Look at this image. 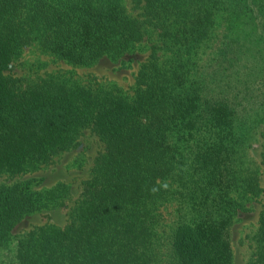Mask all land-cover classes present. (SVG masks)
<instances>
[{
    "label": "trees",
    "instance_id": "16d2710c",
    "mask_svg": "<svg viewBox=\"0 0 264 264\" xmlns=\"http://www.w3.org/2000/svg\"><path fill=\"white\" fill-rule=\"evenodd\" d=\"M133 2L140 15L125 0H0V175L51 165L86 127L103 142L76 199L66 182L0 181V264H233V225L264 192L246 167L257 136L264 165V0ZM220 28L215 53L199 67L201 46ZM152 35L161 45L132 96L22 88L7 74L33 40L91 65ZM172 198L179 220L165 240L166 261L160 208ZM69 201L67 224L16 232L31 213ZM253 239L247 264H264V207Z\"/></svg>",
    "mask_w": 264,
    "mask_h": 264
},
{
    "label": "rangeland",
    "instance_id": "374dc122",
    "mask_svg": "<svg viewBox=\"0 0 264 264\" xmlns=\"http://www.w3.org/2000/svg\"><path fill=\"white\" fill-rule=\"evenodd\" d=\"M125 3L134 15L142 13L140 8L135 7L133 0H125ZM220 32L221 28L217 29V37H213L201 46L197 54V65L199 67L208 62L215 53ZM149 39L146 38L122 57L106 56L91 65H76L69 62L51 52L39 40H33L21 49L12 62L10 69L7 70V74L16 79L22 88L39 83L47 86H49L48 84L81 85L90 90L105 88L115 90L125 96H132L136 91L139 71L149 59L154 46L161 45L156 35H152ZM159 53L161 54L162 51H159ZM194 69L197 70V67L194 66ZM102 149L103 142L99 136L92 127H86L80 133L78 146L63 155L57 156L51 165L14 178L8 177L7 174L0 175V181L35 177L33 184L38 188L52 187L59 182H66L70 185L72 198L76 199L82 191L83 181L88 178L91 172L96 155ZM262 150L261 138L257 136L247 149L246 167L257 173L260 177V183L264 187ZM73 202L69 201L66 205L57 209H44L31 213L18 226L16 232L23 233L31 230L35 225L44 223L67 224ZM177 205V199L172 198L160 208L161 235H164L160 252L161 258L166 261H169L167 257L169 252L167 236L175 227V222L179 220ZM247 207L248 210L238 215L232 228L233 264H247L254 251L255 241L253 236L259 226L260 213L264 207V192L260 197L253 198Z\"/></svg>",
    "mask_w": 264,
    "mask_h": 264
}]
</instances>
